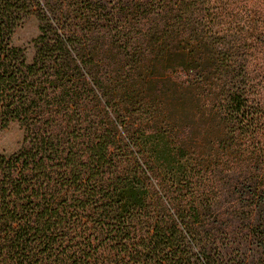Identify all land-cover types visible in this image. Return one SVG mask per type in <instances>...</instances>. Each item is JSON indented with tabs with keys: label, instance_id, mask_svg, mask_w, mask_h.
Instances as JSON below:
<instances>
[{
	"label": "trees",
	"instance_id": "trees-1",
	"mask_svg": "<svg viewBox=\"0 0 264 264\" xmlns=\"http://www.w3.org/2000/svg\"><path fill=\"white\" fill-rule=\"evenodd\" d=\"M228 3L0 0V130L23 131L0 154V264H225L264 211Z\"/></svg>",
	"mask_w": 264,
	"mask_h": 264
},
{
	"label": "rangeland",
	"instance_id": "rangeland-1",
	"mask_svg": "<svg viewBox=\"0 0 264 264\" xmlns=\"http://www.w3.org/2000/svg\"><path fill=\"white\" fill-rule=\"evenodd\" d=\"M211 6L215 8L214 4ZM222 15L221 24L216 23L214 30H220L229 38L236 35L242 43L248 44L240 51L241 61L245 66V74L252 78L247 86L250 100L260 102L256 106L261 109L257 116L261 117L263 128L255 141L264 146V0H229ZM37 35L38 21L32 16L13 36V44L24 49L29 62L34 55L33 41ZM22 140L23 131L19 124L10 123L0 130V154L8 155L17 151ZM260 190H264V186ZM249 217L256 227L248 230L242 226L238 246H229L225 250V264H264V211L254 210Z\"/></svg>",
	"mask_w": 264,
	"mask_h": 264
}]
</instances>
